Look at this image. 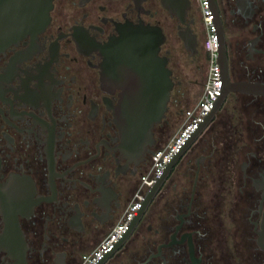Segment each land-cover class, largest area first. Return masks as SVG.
Returning <instances> with one entry per match:
<instances>
[{"label":"flooded vegetation","instance_id":"af4514ba","mask_svg":"<svg viewBox=\"0 0 264 264\" xmlns=\"http://www.w3.org/2000/svg\"><path fill=\"white\" fill-rule=\"evenodd\" d=\"M216 4L231 79L264 81V0ZM48 14L41 30L0 52V264H80L78 255L111 230L140 188L151 153L136 163L123 146L113 114L121 88L103 77L110 40L134 24L161 27L169 101L182 82L169 66L174 47L199 69L207 62L196 0H188L183 21L161 0H51ZM187 34L193 52L181 38ZM237 93L257 108L237 152L220 148L216 130L161 191L166 177L155 194L161 191L159 209L115 264H264V96ZM166 121L153 126L152 150Z\"/></svg>","mask_w":264,"mask_h":264},{"label":"water","instance_id":"95a60500","mask_svg":"<svg viewBox=\"0 0 264 264\" xmlns=\"http://www.w3.org/2000/svg\"><path fill=\"white\" fill-rule=\"evenodd\" d=\"M161 2L169 12L175 9L182 14V18L186 14L188 0ZM206 2L210 10H213L219 36L218 62H215L217 100L211 103L208 115L194 128L189 139L183 142L180 150L168 160L161 177L147 191L128 229L96 264H103L123 246L174 165L186 154L190 144L197 141L201 131L208 127V123L214 121L216 111L223 101L234 91L264 96V81L231 79L216 0ZM50 6L51 0H0V52L24 34L41 30L48 20ZM181 38L185 48L193 52V36L187 34L181 35ZM164 39L165 35L160 26L149 23L134 24L120 32V35L110 40L107 48H104L103 77L121 88L120 99L114 108V120L124 148L133 155L136 163L143 159L146 153L153 152L152 147L156 142L153 126L162 121L168 109L173 86L172 70L167 65L168 56L158 53ZM120 249L114 255H117Z\"/></svg>","mask_w":264,"mask_h":264},{"label":"rangeland","instance_id":"374dc122","mask_svg":"<svg viewBox=\"0 0 264 264\" xmlns=\"http://www.w3.org/2000/svg\"><path fill=\"white\" fill-rule=\"evenodd\" d=\"M196 3L198 5V9L201 15L200 6L197 0H196ZM162 23L166 24V20L164 18L162 19ZM168 41L171 43V46L173 48L172 43L175 42V37L173 36V34L168 35ZM169 66L173 68L174 74L177 76L178 79L182 80V82L180 83V85L175 87L172 98L169 101V109L166 111L167 121L163 122L162 127L157 126L158 132L161 133V138H160L159 144L156 147L163 146L167 142V140L176 132V130L178 129V127L182 124L184 120L183 110L187 107L192 106L200 97L202 89H203V84L206 79L209 62L207 58V62L204 65V67H202V69L201 68L199 69L198 67L195 66V63L191 61V59L189 58V56L187 55L183 47L176 45L174 49L172 50V59L170 61ZM176 92H177V95L179 93L178 98H177L179 101L177 103L174 101ZM247 101H249V97L246 95L237 93V91L232 92L231 95L225 101H223L219 109L216 111L214 121H210L208 123V127H206L205 129L201 131V133L198 136L197 141H193L190 144V146L187 149L186 154L184 156H181L180 159L177 161V163L174 165V167L172 168L170 172V175L168 176L166 181L163 183L161 191L165 189L168 184L171 185L174 180L178 179V174H176V172L180 171L182 167H184L183 165L187 161V159L191 158L195 153H197L199 148L204 144L206 140H208L216 132V130H218V134H214L213 137L217 139L216 142L219 146H221L220 148L224 149L225 147H228L227 151L229 150L230 154H233V155L237 152L238 147H240V144H241L240 141L239 142L237 141V139L241 138L240 131L242 130V127H244V125H247V123H249V122H246L245 120H247L248 115H255L254 112L252 111L253 109H257L256 105L246 106L245 103ZM242 137L244 138L246 137V135L244 134ZM223 139H232V142L231 143L228 142V144H226L224 141V143H222ZM216 176H218L216 173H211L209 177L215 178ZM209 177L208 178L206 177L207 180H210ZM189 178L190 177L186 178V180ZM139 180L140 179L138 178V181ZM183 184H186V182L183 181ZM204 184L205 185L203 186H206V184L209 186L213 185L212 182H205ZM204 189L201 191H202V194L205 193V195L203 194V196L207 198V195L210 192V189L209 187L206 188L205 190ZM159 193L155 195L153 200H151L147 210L145 211L143 216L140 218L139 223H137L135 229L132 231L131 235L127 238V240L125 241V243L123 244V246L121 247L118 253L121 254V252L124 249L128 248L132 243L136 242V240L140 238L142 228L144 227L145 221L147 220L146 218L150 217L151 213L154 214L157 211V209H159V203L161 202ZM228 200H232V198L230 197L225 198V203H228ZM221 207L225 209V206L223 207L221 205ZM227 208L228 207H226V209ZM223 216L224 215L222 214V218ZM219 220L220 219L217 220L218 223H219ZM223 232L224 233L226 232V236L227 234L231 235L232 229L228 222H224ZM100 240L96 241L95 243L94 242L91 243V245L88 247H85V250L81 253V255L84 252L90 251L93 247H95L98 244ZM221 246L222 245L217 242L215 244V249L219 251V248ZM81 255L80 256L78 255V258H77L79 259L78 260L79 262L81 261ZM117 260H118V254L110 256L103 264H115ZM131 264H133V262H131Z\"/></svg>","mask_w":264,"mask_h":264},{"label":"built area","instance_id":"2783aa9c","mask_svg":"<svg viewBox=\"0 0 264 264\" xmlns=\"http://www.w3.org/2000/svg\"><path fill=\"white\" fill-rule=\"evenodd\" d=\"M197 1L200 6L202 21L205 27V37L202 45L208 53L209 62L201 95L192 106L183 110L184 120L176 132L163 146L155 147L153 149L150 157L151 165L140 175V188L111 230L95 247L81 255L80 264H96L98 260L111 249L112 244L123 235L128 229L147 191L157 179L161 177L168 160L172 159V157L180 150L183 142H186L189 139L194 128L203 121L206 115H208L211 103L216 102L217 100L215 62H218L217 37L219 41V36L215 23V16L212 8L210 10L206 0Z\"/></svg>","mask_w":264,"mask_h":264},{"label":"bare ground","instance_id":"6f19581e","mask_svg":"<svg viewBox=\"0 0 264 264\" xmlns=\"http://www.w3.org/2000/svg\"><path fill=\"white\" fill-rule=\"evenodd\" d=\"M172 12H173L175 15H177L179 18L182 19V14L178 13L175 9H174V10L172 9Z\"/></svg>","mask_w":264,"mask_h":264},{"label":"trees","instance_id":"16d2710c","mask_svg":"<svg viewBox=\"0 0 264 264\" xmlns=\"http://www.w3.org/2000/svg\"><path fill=\"white\" fill-rule=\"evenodd\" d=\"M207 58H208V53H207ZM218 153L219 154L222 153L221 149H220V151ZM220 169H221V166H219V168L218 167H214V170H216L218 172L220 171Z\"/></svg>","mask_w":264,"mask_h":264}]
</instances>
